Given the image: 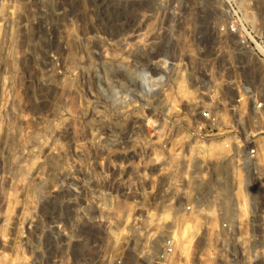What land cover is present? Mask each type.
Returning a JSON list of instances; mask_svg holds the SVG:
<instances>
[{
	"label": "rangeland",
	"instance_id": "1",
	"mask_svg": "<svg viewBox=\"0 0 264 264\" xmlns=\"http://www.w3.org/2000/svg\"><path fill=\"white\" fill-rule=\"evenodd\" d=\"M262 101L264 0H0V264H264Z\"/></svg>",
	"mask_w": 264,
	"mask_h": 264
},
{
	"label": "built area",
	"instance_id": "2",
	"mask_svg": "<svg viewBox=\"0 0 264 264\" xmlns=\"http://www.w3.org/2000/svg\"><path fill=\"white\" fill-rule=\"evenodd\" d=\"M261 105V103L259 104ZM264 106V101H262V107ZM236 135L240 134L237 129ZM261 132V131H259ZM235 136V134H234ZM262 146H264V118L262 117ZM260 143L243 144L238 149L236 157L229 158L232 159L236 169L238 170H249L250 168L257 166L261 168L260 163L257 164L260 155ZM148 244L145 250L131 254L135 259H130L128 261L122 260L119 255H115L111 264H176L173 260H166V257L172 253L174 247V234L171 232L161 235L160 239H155V237H147ZM177 264H181L180 261Z\"/></svg>",
	"mask_w": 264,
	"mask_h": 264
},
{
	"label": "water",
	"instance_id": "3",
	"mask_svg": "<svg viewBox=\"0 0 264 264\" xmlns=\"http://www.w3.org/2000/svg\"><path fill=\"white\" fill-rule=\"evenodd\" d=\"M204 34V30H202L200 36L203 37ZM171 47L172 45L170 43L168 48H166L165 52L169 53ZM142 68L146 71L144 67ZM133 77L135 79V87L131 90L124 82L116 81L105 74L101 76L99 82L101 85V91L110 106L120 107L135 97L140 99L143 97H147L155 92L156 87L147 89L143 86L139 79H137L135 71L133 72Z\"/></svg>",
	"mask_w": 264,
	"mask_h": 264
},
{
	"label": "bare ground",
	"instance_id": "4",
	"mask_svg": "<svg viewBox=\"0 0 264 264\" xmlns=\"http://www.w3.org/2000/svg\"><path fill=\"white\" fill-rule=\"evenodd\" d=\"M135 75L137 77V79H139V81L143 84V86L147 89L156 87V84L153 81L156 82H161L159 80V78L156 77H152L151 75H149L144 69L139 68L136 72ZM158 77V76H157ZM159 80V81H158Z\"/></svg>",
	"mask_w": 264,
	"mask_h": 264
}]
</instances>
